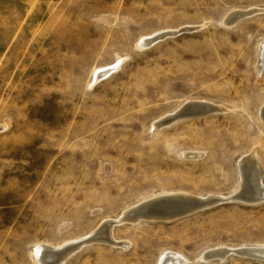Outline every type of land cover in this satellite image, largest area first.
Masks as SVG:
<instances>
[{
    "label": "rangeland",
    "instance_id": "1",
    "mask_svg": "<svg viewBox=\"0 0 264 264\" xmlns=\"http://www.w3.org/2000/svg\"><path fill=\"white\" fill-rule=\"evenodd\" d=\"M238 10L253 13L225 24ZM262 41L264 0H0V264H38L37 246L81 241L153 196L228 198L246 156L264 170ZM191 101L223 109L152 127ZM112 231L123 245L60 264H264L201 258L264 246V201Z\"/></svg>",
    "mask_w": 264,
    "mask_h": 264
},
{
    "label": "bare ground",
    "instance_id": "2",
    "mask_svg": "<svg viewBox=\"0 0 264 264\" xmlns=\"http://www.w3.org/2000/svg\"><path fill=\"white\" fill-rule=\"evenodd\" d=\"M253 10H255V9H253ZM250 11H252V9ZM250 11H246V10L244 12L239 11V10L233 11L225 17L224 23L228 24V25L235 24L236 22L240 21L239 19H241L243 16H247V14L253 13ZM172 33L169 34V37L176 35L175 34L176 32H172ZM161 34H163V33H161ZM154 36L155 37H148L146 39L142 38L143 40L141 39V41L139 42V43H141L140 44L141 47H148V46L152 45L154 42H156L159 38L163 37L162 35H159V36L154 35ZM258 61L259 62H258L257 68H258L259 76L261 78H264V41H262L260 43V47L258 49ZM118 65H119V63L112 66V67H109L107 69L95 70L93 73L94 82L99 81V79L106 77L108 74H110L112 71H114L118 67ZM188 104H190L189 110L191 112L194 113L197 111H201L205 115H206V113L208 114L210 112H215V111H218L222 108V107L220 108L218 106L212 105L208 102H200V101L187 102L186 104H184V106L188 105ZM184 106H181L180 109L174 111L173 113H170V114L158 119L157 121L154 122L152 127H154L155 129L156 128L158 129L168 119L173 118L175 116H178L176 114H178L179 111ZM178 118H180V117H178ZM261 119L264 121V107L261 111ZM173 120H175V119H173ZM176 120H177V118H176ZM255 156L256 155H250V157H252V158L246 156V157L242 158L241 161H239L240 162L239 163L240 172H241V175L239 174L241 176V179H240L241 181H239L240 187H239L238 191H236L234 194H232L228 197L239 195V197L241 199L240 202L245 203V204H247V203L253 204L255 202H260V201L264 200V170L260 166L262 164L259 163L260 164L259 165L258 163H256L257 161L254 159ZM194 159H197V158H194ZM167 195L186 196L188 194L166 193V194H160L158 196H153V197H160V196H167ZM188 196H192V195H188ZM153 197L144 199L141 202L146 201L148 199H151ZM192 197H198V196H192ZM209 197H211V196H209ZM209 197L199 196L198 198L205 199V198H209ZM218 197L225 199V197H222V196H218ZM141 202H138L137 204H139ZM137 204H135V206ZM133 207H134V205L132 207L128 208L127 210H125L116 219L106 220V221L102 222L99 225L100 227L96 228V230H94L89 236H93L94 234L99 233L101 230H103L104 227L105 228L108 227L109 229L107 230V234L109 236H107V237H109V239H110L109 241H111V244L123 245L124 243L118 242L117 240L114 239V237L112 235V232H113L112 229L113 228L111 227V222H118L120 220V218L122 217V215H124L125 212H127L129 209H131ZM89 236H87V237H89ZM94 236H96V235H94ZM87 237L83 238L82 240L86 239ZM79 242H80V240L73 242V243H70L67 247H51L49 245H39L34 250V258L36 259L38 264H60L63 260H65L70 255L72 250L77 246L76 244H79ZM255 248L264 249V246H262V245L261 246H255ZM215 250L221 251L223 249H221V247L219 249H211V250L203 253L201 258H204L205 256H208V255H214L213 252ZM223 258H224V256L218 257V259H223ZM182 262H183V257L181 255L174 253V252H166L160 257L158 264H182Z\"/></svg>",
    "mask_w": 264,
    "mask_h": 264
},
{
    "label": "water",
    "instance_id": "3",
    "mask_svg": "<svg viewBox=\"0 0 264 264\" xmlns=\"http://www.w3.org/2000/svg\"><path fill=\"white\" fill-rule=\"evenodd\" d=\"M179 32L175 33L178 34ZM173 34V33H172ZM159 39H162L159 38ZM158 39V40H159ZM157 40V41H158ZM155 43V42H154ZM190 104L185 105L178 114L173 118L168 120L172 121L178 117H182L185 115L191 116H200L204 115L201 111L191 112L189 110ZM241 199L239 195H235L228 198H219V197H209L205 199H201L198 197L192 196H181V195H167V196H160V197H153L146 201H143L133 208L129 209L127 212L122 215L118 222H111V227L114 228L116 226L125 225V224H138L140 222H170L175 221L184 217H188L190 215L196 214L198 212L204 211L206 209L212 208L214 206H218L224 203L229 202H240ZM264 201V200H262ZM260 201V202H262ZM259 202H255L253 204H257ZM108 227H104L99 233L94 235L96 236H89L84 240H81L79 244L72 250L71 253L78 251L80 248L95 244V243H102V244H111L109 241V236L107 234ZM116 245V244H114ZM70 253V254H71ZM214 255L205 256L204 260H212L216 259L219 256H224L229 254H234L239 257H243L246 259H252L256 261H264V249H257L255 247H241L233 250H215Z\"/></svg>",
    "mask_w": 264,
    "mask_h": 264
}]
</instances>
